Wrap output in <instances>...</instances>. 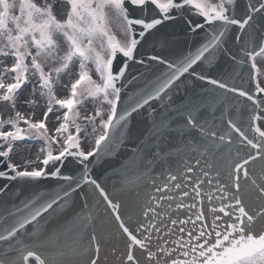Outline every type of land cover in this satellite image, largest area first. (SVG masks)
Here are the masks:
<instances>
[{
	"label": "snow or ice",
	"instance_id": "obj_1",
	"mask_svg": "<svg viewBox=\"0 0 264 264\" xmlns=\"http://www.w3.org/2000/svg\"><path fill=\"white\" fill-rule=\"evenodd\" d=\"M149 5L154 6L155 15L152 18H132V11L147 12ZM237 7V0H219L217 4H211L208 0H0V58L12 59L13 65L10 68L6 66L4 71L15 73L12 83L5 84L0 78V89L4 90L0 94V102H7L15 109L16 93L29 82L31 73L38 77L40 95L46 97L48 105L44 119L40 121L33 122L18 111L7 120L0 119V128L10 124L14 129L0 131V140L8 144L7 150L0 151V157L7 160L16 141L42 138L49 142L42 164L45 168L49 164L54 168L51 172L45 168L17 171V166L9 163L8 167L15 174L7 176L0 171V177L37 180L51 175L74 181L76 187L72 191L80 187L81 181L94 186L116 213L119 227L128 238L124 264H264V131L254 127L258 139L249 138L236 123L228 120L230 128L239 134L241 145L244 148L250 146L256 151L254 155L249 154L232 165L227 180L221 179V172L211 158L218 150L219 143L226 138L229 143L232 142L231 136L219 134L203 114H197L195 106L185 105L182 113L176 110L183 123L175 127L176 122L170 117L159 121L153 117L148 132L137 140L132 141L129 132L132 113L148 105L150 100L161 99L162 94H167V90L181 76L205 57V53L223 50L224 38L231 26H238L246 37L243 48L245 57L254 61L256 56L264 55V38L257 37V29L264 24V0H247L241 18L235 14ZM109 9L124 22L127 41L118 40L111 32ZM189 14L204 18L210 27V33L205 36L206 42L194 54L190 52L178 63L151 57V60L167 64L170 71L152 85L142 101H138L131 110L125 108L117 116L122 90L137 79L135 76L124 78L129 70L128 62L135 60L134 52L140 40L150 30H158V26L167 21L183 18L192 31L205 26L204 23L193 25L187 19ZM216 22L220 23L217 25ZM136 25L140 26L138 33L134 27ZM235 39L239 41L242 37L237 35ZM62 41L66 48L62 47ZM118 56L119 62L114 64ZM233 59H236L235 56ZM74 62H78L79 73L78 79L71 84V95L66 99H57L55 82ZM138 62L144 63L143 60ZM239 62L243 64L245 60ZM89 64L95 65L100 82L90 75ZM46 65L55 66L46 71ZM251 66L256 67L255 63ZM199 79H207L208 83L220 89L238 93L253 101V113L257 109L264 111L261 108L264 100L255 101L253 95L244 90L203 75ZM36 87L33 86V95ZM257 91L264 92V88L257 84ZM87 98L99 99L110 106L108 118L101 123L104 132L95 140L96 148L90 152L82 149L79 134L83 129L75 122L80 118L76 105ZM167 100L169 105H162L166 109L172 102L171 95H167ZM53 104L68 110L63 116V123L55 130L57 136L47 134L45 123L53 111ZM152 112L155 113L156 109L153 108ZM102 114V110L97 109L96 115ZM84 119L94 123L95 116ZM259 119L260 115L252 116L253 121ZM21 121L28 126L27 129L19 127ZM70 123L75 126V134L69 131ZM113 129L110 135L109 130ZM59 135H63V146L59 154L54 155L50 145L60 143ZM105 141V148L113 154L119 152L127 142L132 143L124 166L131 165L139 170L134 183L144 184L141 218L135 227L125 224L118 212L120 205L108 198V193L95 179L88 178L89 169L85 161L100 151ZM184 148L190 149L192 156L185 157ZM68 157L78 158L79 163L84 165L80 179L61 176L60 166ZM189 160H193L194 165ZM257 160L262 162L259 170L255 166L248 167ZM195 166H199L198 171ZM155 169H159L158 175L154 174ZM253 193L256 203L249 206L246 197ZM136 194L141 195L140 191ZM64 195L67 197L69 193L65 192ZM66 204L67 201L60 205L56 198H52L39 207L36 201H30L24 204L23 209L17 207L15 212L5 209V223H0V243L4 245L0 249V264H28L30 258H34L37 264H104L107 256L101 258V244L95 233H90L88 243L77 250L76 255L80 259L76 261L60 259L64 256L62 251L59 255L38 251L44 247L43 241L47 237L38 218L50 209L56 211L54 205L63 209ZM25 210L27 214L17 216V213ZM7 217L14 218L11 226H7ZM85 220L90 222L91 215H86ZM34 222L35 231L26 228ZM28 233L32 237L42 233L39 236L41 243L35 240L26 242L23 236ZM134 250H138L144 259L134 255Z\"/></svg>",
	"mask_w": 264,
	"mask_h": 264
},
{
	"label": "water",
	"instance_id": "obj_2",
	"mask_svg": "<svg viewBox=\"0 0 264 264\" xmlns=\"http://www.w3.org/2000/svg\"><path fill=\"white\" fill-rule=\"evenodd\" d=\"M237 3L238 7L235 14L237 18H241L243 10L247 6V0H237ZM154 15V6L151 5L148 6L147 12L135 10L131 13L132 18L150 19ZM156 18H159L158 15H156ZM187 19L192 21L193 25L204 23L205 26L192 31L189 24L183 18L167 21L165 24L158 26V30H150L140 40L134 52L135 60L128 62L129 70L125 73L124 78L131 79L135 76L137 79L122 90L121 99L118 103L120 112H123L125 108L131 110L138 101H142V98L139 96L140 85L151 74L156 75L158 79L162 80L165 73L170 71L167 68V64H161L159 60H151V57L156 56L170 63H178L190 52L194 54L196 49L206 42L205 36L210 33L211 29L205 23L204 18L189 14ZM259 19V16H257V20ZM219 23L216 22L217 25ZM134 27L138 33L140 26L136 25ZM237 35H241L242 39L236 40L235 37ZM257 37L264 38V24H261L260 28L257 29ZM137 38L140 39L138 36ZM224 40L225 43L222 45L223 50L216 49L205 53L204 58L197 61L193 65V68L189 69L188 73L181 76L172 88L167 90L166 97L167 95H171L172 97V102L167 109L159 107L154 102L155 100H150L148 105L140 108L138 112L132 113V116L129 118V132L131 140H137L148 132L153 117L158 121L170 117L176 122L173 125L175 127L177 124L183 123L181 116L177 114L176 110L182 113L185 111V105L188 107L195 106L197 114H203L204 118L209 120V124L213 129L218 131L219 134L231 136L232 142L229 143L226 138L224 142L219 143L218 150L214 152L211 158L215 167L221 172V179L227 180V174L231 170L232 165L241 162L242 158L249 154L254 155L256 151L251 149L250 146L244 148L241 145L239 134L230 128L227 123L228 120L236 123L249 138L256 137L258 139V134L253 130L256 127V120L253 121L252 116L257 114L264 119V111L257 109L256 113H253V101L239 96L238 93L220 89L208 83L207 79H199V76L203 75L208 79H217L227 83L230 87L244 90L253 95L255 101L264 100V93L257 91L255 71L251 66L252 59L245 57L243 51L246 37L239 31L238 26H231ZM233 56L236 59H233ZM139 60H143L144 63H139ZM240 60H245V62L241 64ZM118 62L119 59L116 63ZM140 69L149 75L147 74L143 77ZM117 86L119 87V83ZM160 103L169 105L165 97L160 99ZM153 108L156 109L155 113L152 112ZM261 108L264 109V105H261ZM193 135L195 136L196 133L193 132ZM123 147L126 148V151L118 157L121 164L125 162L132 143L127 142ZM238 152L239 155L237 154ZM183 154L185 157L192 156L188 148L183 149ZM4 159L2 165L0 160V171L5 172L7 176L14 175L15 173L7 166ZM188 162L194 165L193 160H189ZM261 164L262 162L257 160L252 162L248 167L255 166L259 170ZM110 172H112L111 169L102 165L93 167L94 179L108 193V198L113 203L120 205L118 212L121 219L124 220L127 226L135 227L137 220L141 218V204L144 192L143 183H134L135 176L139 173V170L132 167L126 169L121 175L117 173L110 174ZM66 174L71 176L72 172ZM154 174L158 175L159 169H155ZM189 175L192 174L189 173ZM101 176L103 177L100 178ZM45 179H48V176L37 180L21 178L11 180L0 177V190H2L0 191V203L4 205L1 206L3 209L5 207L10 208L13 212L16 211L17 207L23 209L24 204L28 202V198H30L31 193L35 190L32 185L33 182ZM129 181L133 183H129ZM73 182L69 181L60 190L62 194L59 197L67 201L63 209L54 205L53 208L56 211L50 209L49 212L43 213L38 218L41 221V229L47 232L46 243L43 241L44 247L38 249V251H48L57 255L62 251L64 256L60 257V259L76 261L80 259L76 255L77 250L88 243L90 233H95L101 244V258L103 259L107 256L104 264H124L129 241L119 227V222L115 218L116 213L111 210V207L104 200L103 196L100 195L99 190L94 186L85 183L79 189L76 188L75 191H72L74 188L71 186ZM55 183L57 181H51L50 184L53 185ZM137 191H140V196H137ZM56 192L55 194H57ZM65 192L69 193L67 197L64 195ZM254 196L255 194L253 193L252 196L246 197V203L249 206H254L256 203ZM62 201H58V204L61 205ZM85 202H87V207H85ZM246 210L248 209L246 208ZM25 212L26 210L23 213ZM50 212L52 215L48 218V215L51 214ZM86 215H91L90 222L85 220ZM13 222V217H7V226H11ZM26 228L35 231V222L27 225ZM41 234L39 233L36 237H32L31 233H28L23 236V239L26 242L35 240L36 243H41L40 239H38ZM3 247L4 245L0 243V249ZM133 254L139 259H144V257L140 256L138 250H134ZM126 264H132V262H126Z\"/></svg>",
	"mask_w": 264,
	"mask_h": 264
},
{
	"label": "rangeland",
	"instance_id": "obj_3",
	"mask_svg": "<svg viewBox=\"0 0 264 264\" xmlns=\"http://www.w3.org/2000/svg\"><path fill=\"white\" fill-rule=\"evenodd\" d=\"M208 2L209 3H211V4H215V0H208ZM65 46H67L66 44H65ZM92 72H94V73H96V71L95 70H91ZM66 73H67V71H66ZM73 78L69 75V76H67L66 78H65V80L63 81V84H64V86L66 87L65 88V90L64 91H66L67 92V94H62L63 96H61V95H57L56 94V91H55V94H56V96H58V97H70V93H69V90H70V88H71V83L73 82ZM31 82H33L34 84H32V86H31V98L33 97V86H37V84H38V82H36V81H34V79H31ZM26 87V89L28 90L27 92H29V89L30 88H28V86H25ZM39 90V89H38ZM69 93V94H68ZM27 99H29V97H27ZM89 99H92V98H87V100H89ZM92 100H94L95 101V99H92ZM35 103L34 104H32L31 103V114L33 115V117H34V119H35V122L36 121H40V120H42L43 118H42V114H43V112H44V110H46L45 109V107H44V105L45 104H47V99H46V97H43V99H37L36 98V101H34ZM101 103V102H100ZM101 104H103V105H105V106H107V104L106 103H101ZM89 105V104H88ZM25 106V104H22V110H23V112H26V114H27V112L28 111H30L28 108H26V107H24ZM49 116H50V121H51V123L53 124H55V125H57L58 123H59V120H57V118H58V112L57 111H52L50 114H49ZM86 116H84V118H85ZM4 127H6V128H9V129H13V127L11 126V125H8V124H5L4 125ZM261 127L264 129V124H261ZM24 147L26 148V149H28V150H30L31 152H33V151H36L37 150V148H39L40 147V144H35V145H30V144H25L24 145ZM17 159H20V161L21 162H23L22 164H21V166H24V167H30L31 166V163H29V165H27L26 164V162H25V160L26 161H29V159H30V157L29 156H27V155H25V157H22V156H16V160Z\"/></svg>",
	"mask_w": 264,
	"mask_h": 264
}]
</instances>
